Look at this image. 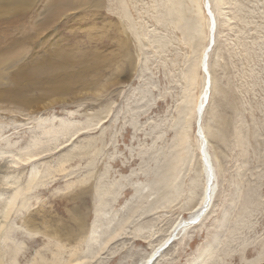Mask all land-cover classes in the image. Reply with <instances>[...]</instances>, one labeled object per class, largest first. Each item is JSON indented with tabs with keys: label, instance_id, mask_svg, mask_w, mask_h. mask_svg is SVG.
I'll list each match as a JSON object with an SVG mask.
<instances>
[{
	"label": "rangeland",
	"instance_id": "1",
	"mask_svg": "<svg viewBox=\"0 0 264 264\" xmlns=\"http://www.w3.org/2000/svg\"><path fill=\"white\" fill-rule=\"evenodd\" d=\"M49 1L25 0L30 11L20 24L32 31L30 17ZM99 3L65 7L54 29L25 41L22 65H65L36 71L32 83L20 77L15 89L35 106L15 104L14 86H0V253L12 244L19 246L15 264L42 256L43 264H144L174 223L195 211L208 156L212 205L147 264H264V0H214L217 27L202 72L198 61L212 40L203 0ZM203 96L198 124L193 108ZM221 116L232 120L222 141ZM59 121L74 129L51 140L44 132ZM31 149L42 150L36 160L13 164ZM182 158L178 178L163 186L167 162ZM74 207L84 217L80 231ZM26 216L36 217L30 227ZM54 228L58 237L48 232ZM0 258L10 264L7 252Z\"/></svg>",
	"mask_w": 264,
	"mask_h": 264
},
{
	"label": "bare ground",
	"instance_id": "2",
	"mask_svg": "<svg viewBox=\"0 0 264 264\" xmlns=\"http://www.w3.org/2000/svg\"><path fill=\"white\" fill-rule=\"evenodd\" d=\"M87 1L94 2L97 6L100 5L99 0H50L45 5V10L43 9L42 12L40 10H38V14H35L34 16L30 17V22H31L30 26L32 28V31H28L25 23L20 24V22H22L24 16H27L25 14L29 13V11H30L29 9H30L31 4L30 3L28 4V2H25V0H0V14H1L0 15V86H2V85L14 86V88L12 89L13 93L10 96L11 97L10 100L12 102H14L15 104H19L21 106L28 107V108H30L31 106H35L36 101L34 100V98L29 99L28 97H26L21 92H19L18 90L15 89V86L19 82L20 77H22V76L27 77L28 75H30L32 78H30L29 81L32 83L34 76H36V71H38V72H40V71L53 72L54 70L57 71L60 68L62 69V65H63V63H61V62H55V63L49 62L46 64L44 63L45 65H42V66H41V64L38 65L40 67L36 66V64H33V66L29 67V68H27V66L25 64L22 65L20 63L22 61V57L25 55L26 52H28L30 50L28 44L26 43L27 40H30V39L34 40V39L38 38L39 36H41V34L44 31L52 29L56 25V23L59 22L58 21L59 19H61L65 15L67 16V14H65V12H66L65 7L81 5ZM212 1L214 2V0H212ZM213 2L211 3V1L210 2L208 1V2H206V5H205V2L203 0L202 8H203L205 14H206V9H207L206 7L209 8L208 10H209L210 15L206 14L207 20H208V36L210 37V34L212 33L211 36H212V40L214 41L216 27H217V21L215 18V10L213 7ZM212 7H213V9H212ZM67 9H70V8H67ZM38 16H43V17L41 19L37 20ZM1 19H5L7 21H3ZM13 32H18L16 34L20 35L17 37L18 40L15 39ZM24 32H28V33H24ZM212 40H211V42H212ZM211 42L208 43L201 52L200 59L198 61V66L201 69V72H202L203 68H205V63L207 64V61H205V53H208L207 49L209 48ZM212 43H214V42H212ZM206 50H207V52H206ZM57 57H58V55H57ZM62 57H65L64 58L65 60L67 59V63H65L66 65L69 63H73V62H70V60L66 56H62ZM62 57H60L61 60H63ZM208 58H209V56H208ZM58 59H59V57H58ZM49 64H50L51 69H44L47 65L49 68ZM63 66H65V65H63ZM207 66H208V64H207ZM207 73H208V70H207ZM74 75L75 74H73L72 76H74ZM208 76H209V73H208ZM40 78L41 77H38V78L35 77V80L37 83L40 81ZM54 79H56V77H54ZM207 83L211 87L210 76H209V80L207 81ZM57 88H59V87H57ZM57 88H55V90ZM0 95H1V93H0ZM198 98L200 99L201 97L198 96ZM0 99H1V97H0ZM205 99H206V97L203 96V99L201 100V102H200V100H197L196 103L194 104L193 109H194V113H195L196 118H198L200 115V111H201V107H202L203 103L207 101V99H206V101H205ZM226 117L227 116H221L220 118H218V122H219L218 129L219 130L217 131L216 135L221 141L228 138V136L231 132L230 127L232 125V123H231L232 120L230 117L229 118L227 117L228 119H226ZM47 128H48V130L46 132H44V135L48 136L49 139L52 138V139H55V141H56L59 138V137L58 138L56 137L58 133H63V134L68 133L74 129V126L69 122L59 121V123L57 125H54L52 122L48 123ZM66 141H67V139L63 142H66ZM48 144L49 143H46L47 146H48ZM56 144H57V142H56ZM30 145H41V144L37 143L36 141H33V143H31ZM45 146H43V147H45ZM47 149L48 148L45 147L42 150H47ZM35 150H32V149L29 150L28 152L25 153V155L23 157H18V159L13 158V160H12L13 164L14 165L19 164L21 166L29 165L31 162L36 160V157L42 151L41 150L40 152H38V151L35 152ZM206 157H208V156H206ZM206 157H204L205 161H203L204 159L202 160L203 170L206 174V180L204 183L202 197H200L199 200L193 205L192 209L195 208L194 209L195 211L188 217L190 220L195 219L194 216H196L199 213V211L203 208V206H205L207 199H209V203L206 206V209L208 210V207L212 205L210 203H211V199H213L214 192H215V185H214L215 179L212 180L211 184H209V181H210L209 177L212 175V179H213V178H215V174H214L212 166L209 165L210 160H208V158H206ZM181 160H183V158L179 159V161H176V163L172 166H171V164H169L170 160L167 162L168 166L163 168V172H162V174H160V176H161L160 180L164 183V184H162L163 186L166 187L167 185H170L171 183H173L178 178V171L180 170V167L177 165H179ZM173 162H174V160H173ZM12 167H15V166H12ZM178 167H179V169H178ZM174 169H175V171H173ZM170 170H172L174 173L171 174ZM209 171H210V174H209ZM34 173H32L30 179L28 178L29 181L27 183V188L31 184V180H33L35 178L36 173L35 174ZM160 176H158V178ZM170 180H171V183L167 184V182H170ZM159 184H160V182L158 183V185ZM151 192H152V194H154V191H151ZM19 193H20V190L15 189V191L13 192L11 197L9 198V201L7 202L8 204H6V207H9V208L7 209V211H5V216H4L5 218L8 217V215L10 214L11 208L13 207L14 201L17 199ZM155 193H157V192L155 191ZM164 198H165V196H164ZM245 200H247V198ZM243 206H245V205H243ZM245 208H247V206ZM247 209H249V208H247ZM72 214H73V217H72L73 218V224L75 225V226L73 225V227H76L77 231L78 230L80 231L84 227V217L81 215L80 210H78L76 207H74L72 209ZM204 214H205V212H204ZM203 217H204V215L201 218H203ZM188 218L178 220L174 223V226H173L174 229L172 230L170 235L167 238H164L157 245L152 247L150 253L146 256L144 264H147L151 259L155 258L156 255L161 250L163 251L165 249L164 245L169 241V239L173 235V232L176 229H179L180 231H185L189 228V226H191V225H187V223L189 222ZM201 218L198 222H200L202 220ZM35 219H36V217H35ZM35 219L29 218L26 216L23 219V224L30 227L33 224ZM63 226L66 227V230L69 232V235H73V232L76 231V229H73L72 226L70 227V225H67V226L63 225ZM49 231L52 232L53 234H56V228L50 229V230H48V232ZM6 233H8V232H6ZM4 235H5V232H3V229H2L0 238H1V236H4ZM113 236H111V237H113ZM57 237H58V235H57ZM218 238H220V237H218ZM2 240L4 241V239H2ZM0 243H2V242H0ZM7 245H8L7 249H5V250L3 249V251H5V253L7 252V254H9L10 264H15L14 259L16 258L17 254H18V250H19L18 247L19 246L16 247L17 245L15 246L12 244H7ZM5 248H6V246H5ZM213 250H214V248H213ZM3 251L1 250L2 253H3ZM2 253H0L1 254L0 257H2ZM159 254H158V256H159ZM202 255H204V254H202ZM2 260L3 259L0 258V264H4V262ZM43 260L44 259L42 256L40 258V260H37V264H43V262H45ZM202 260H203L201 262L202 264H209L207 262V258H204V259L202 258ZM57 263L58 262H54L53 264H57ZM47 264H49V263H47ZM59 264H77V259H74L72 261H66V262L59 263Z\"/></svg>",
	"mask_w": 264,
	"mask_h": 264
},
{
	"label": "water",
	"instance_id": "3",
	"mask_svg": "<svg viewBox=\"0 0 264 264\" xmlns=\"http://www.w3.org/2000/svg\"><path fill=\"white\" fill-rule=\"evenodd\" d=\"M212 42H214V41L212 40ZM212 42H211V44H210V46L208 48V54H210V51H211V49H212V47L214 45V43H212ZM207 57H206V59H207ZM205 68H208L207 64H205ZM207 76H208V74H207ZM205 106H206V103H205ZM200 118H201V111H200V115H199V119H198V124H199ZM208 203H209V199H207V202L205 203V206H203V208L199 211V213L196 216H194L195 219H193V220L189 219V222L187 221L188 222L187 225H193V224H195L196 222H198L200 220V218L204 215V212L206 210V206L208 205ZM171 240H172V238H170V241Z\"/></svg>",
	"mask_w": 264,
	"mask_h": 264
}]
</instances>
